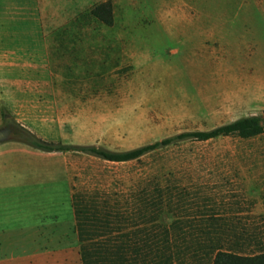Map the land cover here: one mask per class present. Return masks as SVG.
Segmentation results:
<instances>
[{"label": "rangeland", "instance_id": "rangeland-1", "mask_svg": "<svg viewBox=\"0 0 264 264\" xmlns=\"http://www.w3.org/2000/svg\"><path fill=\"white\" fill-rule=\"evenodd\" d=\"M107 1L112 27L80 18ZM252 115L264 118V0H0V129H12L10 141L31 133L126 151ZM10 141L0 144L11 150L0 242H24L45 264H81L75 194L117 204L158 171L264 232V134L188 141L130 163ZM12 253L23 251L0 259Z\"/></svg>", "mask_w": 264, "mask_h": 264}, {"label": "trees", "instance_id": "trees-1", "mask_svg": "<svg viewBox=\"0 0 264 264\" xmlns=\"http://www.w3.org/2000/svg\"><path fill=\"white\" fill-rule=\"evenodd\" d=\"M114 25L110 1L94 5L80 18ZM22 128V127H21ZM264 134V118L252 115L210 130L185 131L126 151L99 145L47 143L29 133L19 141L44 152H77L110 163H130L184 142L227 137L250 140ZM170 173H148L123 202H99L96 196H73L81 264H264V232L239 226L236 215L220 213L217 205L175 182ZM206 203V204H205ZM240 214V213H238ZM241 222V221H240Z\"/></svg>", "mask_w": 264, "mask_h": 264}, {"label": "crops", "instance_id": "crops-1", "mask_svg": "<svg viewBox=\"0 0 264 264\" xmlns=\"http://www.w3.org/2000/svg\"><path fill=\"white\" fill-rule=\"evenodd\" d=\"M63 24L62 21L58 23V25ZM58 97V94H55V97ZM52 97V98H55ZM10 144H24L17 141H10ZM9 145V144H7ZM5 144L0 147V169L3 170L6 168L7 159H4L11 152ZM4 157V158H3ZM35 251L38 248H34ZM23 251V254H14L12 253L9 258L0 259V264H45L43 255L38 254L37 252L30 254H24V242H9V241H1L0 242V251Z\"/></svg>", "mask_w": 264, "mask_h": 264}, {"label": "water", "instance_id": "water-1", "mask_svg": "<svg viewBox=\"0 0 264 264\" xmlns=\"http://www.w3.org/2000/svg\"><path fill=\"white\" fill-rule=\"evenodd\" d=\"M12 132L6 128L0 129V144L10 141Z\"/></svg>", "mask_w": 264, "mask_h": 264}, {"label": "flooded vegetation", "instance_id": "flooded-vegetation-1", "mask_svg": "<svg viewBox=\"0 0 264 264\" xmlns=\"http://www.w3.org/2000/svg\"><path fill=\"white\" fill-rule=\"evenodd\" d=\"M6 129H8V130H10L12 132V129L11 128H6Z\"/></svg>", "mask_w": 264, "mask_h": 264}]
</instances>
